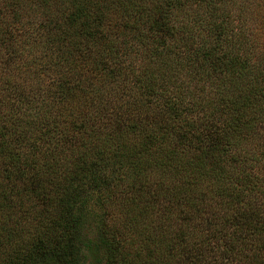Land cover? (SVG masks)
I'll list each match as a JSON object with an SVG mask.
<instances>
[{
	"label": "trees",
	"instance_id": "obj_1",
	"mask_svg": "<svg viewBox=\"0 0 264 264\" xmlns=\"http://www.w3.org/2000/svg\"><path fill=\"white\" fill-rule=\"evenodd\" d=\"M0 264H264V0H0Z\"/></svg>",
	"mask_w": 264,
	"mask_h": 264
},
{
	"label": "rangeland",
	"instance_id": "obj_2",
	"mask_svg": "<svg viewBox=\"0 0 264 264\" xmlns=\"http://www.w3.org/2000/svg\"><path fill=\"white\" fill-rule=\"evenodd\" d=\"M85 232L87 233L88 236H92L93 235V230H92L91 224H87L86 225Z\"/></svg>",
	"mask_w": 264,
	"mask_h": 264
}]
</instances>
